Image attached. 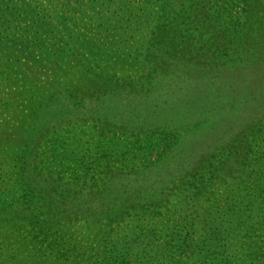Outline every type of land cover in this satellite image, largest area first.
Listing matches in <instances>:
<instances>
[{
	"label": "rangeland",
	"instance_id": "rangeland-1",
	"mask_svg": "<svg viewBox=\"0 0 264 264\" xmlns=\"http://www.w3.org/2000/svg\"><path fill=\"white\" fill-rule=\"evenodd\" d=\"M26 1L56 24V0ZM109 1L64 10L72 59L0 49V264H264V0ZM28 11L0 31L35 38ZM53 99L77 112L35 125Z\"/></svg>",
	"mask_w": 264,
	"mask_h": 264
},
{
	"label": "trees",
	"instance_id": "trees-1",
	"mask_svg": "<svg viewBox=\"0 0 264 264\" xmlns=\"http://www.w3.org/2000/svg\"><path fill=\"white\" fill-rule=\"evenodd\" d=\"M56 1L59 3L57 6V9L59 8V5H60L59 10L61 11L59 14L57 13L56 24L50 23V21L48 20L49 17H47L46 15L40 16L39 14H37V11L33 7L32 3L30 4L26 0H19V1L12 0L11 2H9V5L6 8L0 10L1 11L0 12V18H2L3 20L6 18H7V20L12 19V18L16 19V16L18 18H22L23 14H26L27 12L30 13L28 10L31 9V21L32 22L34 21L35 25L38 26L39 29L35 33L36 37L30 40L29 35H28V28H24L14 38L11 35L5 33V32H8V27L7 26L3 27V29L0 31V49L3 47V45L4 46L8 45L5 43V41L6 42L9 41L10 42L9 46L14 47V49L18 50L19 52H21V53L31 52V54H34L35 52L37 53V51L32 49V46H34L36 49H38L39 48L38 45L40 44V48H43V51L46 50L47 52L52 53L54 50L52 55L57 57V59L58 58L62 59L64 57L63 59L69 60L70 58L71 59L74 58L75 55L78 53L77 50L79 48H83L84 46H83V44L81 45L80 41L78 42V37H79L78 33H77V31H75L72 28V26L70 24L72 22L74 24H76V22H77V21H75L76 19H73V17H71V15H67L65 13L66 11H64V10L65 9L68 10L70 7L73 10H76L74 5H81L82 1L86 2L85 7L88 6L89 9L94 10V8L97 4L101 5L103 3V1H105V0H56ZM57 9L53 8V12L58 11ZM84 12L85 11H78V10L75 11V16L77 18L79 17L82 22L89 19L88 17H86ZM118 15L119 14L117 13L116 16L118 17ZM90 20H92V19H90ZM39 31H43V32H45L46 35H49V36L52 35V37H56L57 34H59V37L56 39V41H54L52 43L46 42V44H42L41 41L43 40L44 35H43V33L40 34ZM34 39L36 40L35 42H33ZM217 39H219V37ZM58 42H61V43L59 44ZM43 51H41V52H43ZM55 57H53V58H55ZM49 103H53L55 105L54 106L50 105V107H51L50 109L44 110V109H42L43 107L46 106L44 104L45 106H40L39 108L34 109V113H33V116H34L33 119L35 120V122H33L34 124L37 122L44 124V123H47L48 121L58 122L64 118V117L63 118L61 117L62 113L63 114L66 113L68 116L69 113H74L76 111V109L72 110V109L66 107V105H64L62 102H60L58 100L57 101L54 99L52 101L49 100ZM103 112H105V111H103ZM48 113H51V114L48 115ZM106 113H108V112H106ZM100 119H101V117L99 118V120ZM100 122H102V121H100ZM35 125H33L32 127H34ZM32 127H31V131L34 130V128H32ZM42 138L43 137H31V140L27 141L26 145L28 147L31 146V150H32V148L34 146H39L40 142H42ZM28 166L26 168H28ZM151 167H154V165L152 164V165L148 166L146 169H152ZM24 173H25V170H24ZM118 173L121 174V172H118ZM144 173H146V172L137 173L136 175L134 173L126 174V176L123 178L122 182L118 180V181H115V183H114V181H113L112 183H114V188L112 189V193H114L115 196L111 197L110 199L115 200V201H113L115 203L121 204L122 201H120V194L123 193V190L125 188V184L130 182V181H133L131 183V188L135 192V190H137V188L140 185L133 184V183H135L136 181H140V180H143V182H145L144 177H148V176H145ZM176 173L177 174L174 173L176 176L183 174L182 171H180L179 173L178 172H176ZM160 174L161 173L149 175L153 179H149L147 181L148 182L150 181V183H158L159 181H157V179H159L161 177ZM121 176H124V173H122ZM25 177L28 178V175ZM117 179H119V177H117ZM161 179H162V177H161ZM165 182H166V180L164 181V183ZM159 184H160V182H159ZM160 186L162 187V185L154 186V187H157V189H159ZM147 188H151V187H147ZM125 189H127V188H125ZM150 190L153 191V189H150ZM136 196L137 195H133V198L131 200H129L128 203H126L124 201V203H126V204L122 205V207L123 208H129L130 205L134 204L136 202V200H138V198H136ZM145 199H147V198H145ZM111 200H109V201H111ZM129 202H131V203H129ZM157 216H161V213L160 212L151 213L149 215V217H151V219H150L151 221L146 220L149 218H144V220H142V223L140 226V233H139L141 236L145 235V236L149 237L150 239L153 238V235H154L153 232L155 230H153V227H151L150 225L152 224V219L156 218ZM32 224L35 225L38 223H32ZM187 226L188 225H183L182 228H180V230H183L184 227H187ZM120 230H121V226L119 225L118 232H120ZM175 236L176 237L178 236L177 233H171V234L164 233L163 239H162L164 241H163V243L160 244V246L158 248H163L164 244H167L169 247L171 246L174 248V247L179 246V247H181L182 250L183 249L187 250L188 246L186 244H184V245L182 244L181 235H179V238L177 240H175ZM135 243L136 242L133 240L131 243H128V244L125 243L124 246H125L127 251L131 252V251H134L133 249H135V247H134ZM139 243L141 244L140 247H143L144 240L140 239ZM146 245L149 246V248H150V246H153V244L151 242L147 243ZM96 247H97V245H96ZM137 250H139V248ZM164 250H165V248H164ZM168 252L173 253V251H168ZM142 253H143V251L140 254H142ZM170 258H172V256ZM135 261H137V260H135Z\"/></svg>",
	"mask_w": 264,
	"mask_h": 264
}]
</instances>
